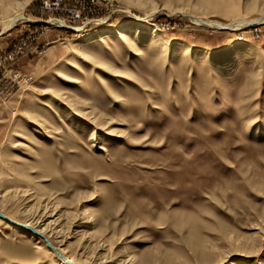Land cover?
<instances>
[{
  "label": "rangeland",
  "instance_id": "374dc122",
  "mask_svg": "<svg viewBox=\"0 0 264 264\" xmlns=\"http://www.w3.org/2000/svg\"><path fill=\"white\" fill-rule=\"evenodd\" d=\"M230 2L236 13L219 8ZM5 4L0 189L29 181L74 211L71 250L86 231L104 241V264H264V23L194 19H255L264 0H99L109 17L77 28L45 24L40 0ZM156 6L148 24L170 41L166 59L157 40H137V54L115 36L132 32L131 13ZM16 10L23 16L9 27ZM29 30L30 44L9 58ZM13 199L0 198V209L15 217L34 200ZM13 223L0 215V264H60L47 239L38 248Z\"/></svg>",
  "mask_w": 264,
  "mask_h": 264
},
{
  "label": "bare ground",
  "instance_id": "6f19581e",
  "mask_svg": "<svg viewBox=\"0 0 264 264\" xmlns=\"http://www.w3.org/2000/svg\"><path fill=\"white\" fill-rule=\"evenodd\" d=\"M11 1L12 0H7V4H5L4 7L7 8L8 6H10ZM219 8H221L222 10H225L226 11L225 13H228V14L237 12L236 4L233 2H230L224 8L222 7H219ZM157 9H160V8H157L156 6L155 9L154 8L151 9L153 11L147 13L142 18H140L136 14L131 13L132 17L135 20L133 22L134 27L129 28L131 29L130 31L132 32H128L120 28H115L114 29L115 36H117L118 39H121L122 41H124L126 44L131 45V47L133 46V48L135 49V53L137 54H142L144 53V50H145V49L144 50L142 49L143 48L142 46H139L137 44L138 43L137 40L139 41V39H142L144 36L145 38L146 36L149 37L148 41L157 40L158 43H160L161 45L160 52L158 53V55L163 56L164 59H166L168 48L170 47V41L167 38H162L161 34H160L161 36H158L159 33H157V28L156 27L153 28L149 26L148 24L151 22L150 19L153 18V15H154L153 13L156 12ZM22 16L23 15H21V13L18 11L15 13L13 12V14L11 15V17H9V20H8L9 27L14 25L16 21ZM194 19H195V22L205 23V24H208L214 27H227L228 29H236V28H242L245 26H251L254 23V21H256V23H264V14L255 19H251V20L235 19L237 21L228 22V23L227 22L224 23L219 20L204 19L198 16H194ZM76 52L79 55V57H82V58L87 57L89 59H94L92 55L84 52L83 48L81 47L77 48ZM184 54L188 56L189 54L188 47L185 48ZM59 75L62 77L66 76V74L63 71H60ZM68 80L76 81V79L71 76H69ZM69 101L71 102L73 101V99H70ZM91 113H92L91 111H87L84 113V116L93 122L95 121L97 116L92 115ZM100 147L102 149H106L104 145H101ZM35 187L36 185H34L32 182L29 183V181L27 185L24 187H19V186L15 188L12 187V189H9V190H6V189L1 190L2 189L1 187L0 198L2 200H5L6 202H10V200L13 198L19 199V201L24 200V202L26 201L29 202L33 199L34 200L32 201V203L28 205H26L27 204L26 203L24 205L25 208L23 209V213H24L23 217H20V216L15 217L11 214H8L7 212H5L6 210L3 211V208H1L0 211L5 213L8 217L19 222V223H13V225L22 226V228L28 227L29 235L33 237H39V239H37L40 241L39 246H37L38 248L47 249L46 248L47 244L45 243L47 240L45 239H48L50 244L53 247L52 250L50 249V252L60 259L58 261L60 262V264H104L106 263L107 261L105 259L103 260L102 258L100 259L99 254L97 253V250H96V249L102 248V244L104 243V241L101 243V240H102L101 239L100 241L92 243L91 241L93 240L92 236L90 234H87L86 231L80 232L79 236L81 237L82 240L87 239V242L85 241L82 244H80V247H77L76 249L71 250L69 240H70V236H73L74 235L73 232H75L73 229L71 230V224L74 223V216L76 215V213H74V211L61 210L60 208H58V203L55 205V203H53L50 200L48 195L43 194L44 192L39 191L37 187L35 190ZM16 193H17V197H14ZM14 199L12 200L13 204L15 203L13 202ZM87 216H84V217H87ZM88 221L89 219H85L82 222L85 223ZM75 229L77 231V228ZM88 245H90L89 251L86 250V247L88 248Z\"/></svg>",
  "mask_w": 264,
  "mask_h": 264
},
{
  "label": "built area",
  "instance_id": "2783aa9c",
  "mask_svg": "<svg viewBox=\"0 0 264 264\" xmlns=\"http://www.w3.org/2000/svg\"><path fill=\"white\" fill-rule=\"evenodd\" d=\"M99 0H40L41 18L45 24H59L70 27L87 26L89 24L100 22L107 19L111 11L104 10L98 5ZM43 16V17H42ZM34 35L29 30L9 49L5 54L9 58L15 56L25 45L30 44ZM15 75H21V80L25 81L20 70H15Z\"/></svg>",
  "mask_w": 264,
  "mask_h": 264
},
{
  "label": "water",
  "instance_id": "95a60500",
  "mask_svg": "<svg viewBox=\"0 0 264 264\" xmlns=\"http://www.w3.org/2000/svg\"><path fill=\"white\" fill-rule=\"evenodd\" d=\"M0 215L3 216V217H5V218H7L8 220H10V221H12V222L19 223V222L15 221L14 219L8 217L5 213H3V212H1V211H0ZM20 224H21V223H20ZM47 240H48V239H47ZM48 241H49V240H48Z\"/></svg>",
  "mask_w": 264,
  "mask_h": 264
}]
</instances>
